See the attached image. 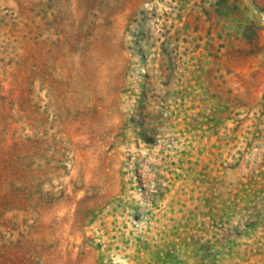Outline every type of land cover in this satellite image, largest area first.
I'll use <instances>...</instances> for the list:
<instances>
[{
  "label": "rangeland",
  "instance_id": "rangeland-1",
  "mask_svg": "<svg viewBox=\"0 0 264 264\" xmlns=\"http://www.w3.org/2000/svg\"><path fill=\"white\" fill-rule=\"evenodd\" d=\"M1 264H264V0H0Z\"/></svg>",
  "mask_w": 264,
  "mask_h": 264
},
{
  "label": "trees",
  "instance_id": "trees-1",
  "mask_svg": "<svg viewBox=\"0 0 264 264\" xmlns=\"http://www.w3.org/2000/svg\"><path fill=\"white\" fill-rule=\"evenodd\" d=\"M0 264H1V262H0Z\"/></svg>",
  "mask_w": 264,
  "mask_h": 264
}]
</instances>
